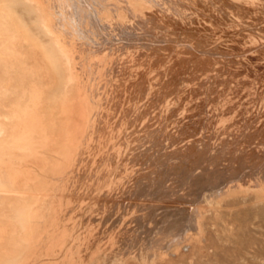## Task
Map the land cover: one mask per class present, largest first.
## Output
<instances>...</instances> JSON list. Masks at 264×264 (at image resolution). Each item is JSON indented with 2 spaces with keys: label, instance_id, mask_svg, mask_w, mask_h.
Wrapping results in <instances>:
<instances>
[{
  "label": "rangeland",
  "instance_id": "1",
  "mask_svg": "<svg viewBox=\"0 0 264 264\" xmlns=\"http://www.w3.org/2000/svg\"><path fill=\"white\" fill-rule=\"evenodd\" d=\"M125 1L112 0L115 6ZM166 1L175 9L180 6L177 10L186 17L200 21L198 40L210 33L202 23L211 18L214 5L224 7L218 0ZM97 3L96 7L109 11L106 0ZM130 3L138 15L145 8L147 13L158 12L154 0L148 4L144 0ZM261 3L264 8V1ZM43 51L21 26L13 5L0 3V264H264V187L253 183L259 173L264 175V133L260 132L264 116L257 117L250 111L243 116L240 111L229 116L236 121L224 131L215 132L220 127L214 125L210 129L197 127L190 149L185 140H175L178 144L174 140L146 144L132 164L137 173L131 176V170H121L122 162L111 161L112 153L117 148L124 150L126 145L121 147L120 139L117 143L110 139L106 131L109 114L85 101L78 85L65 89L71 111L54 109L50 99L54 93L62 91L59 94L63 95L64 75ZM259 118L263 123H258ZM215 134L218 138L214 140ZM101 136L106 139L104 144L98 143ZM203 136L209 140L204 141ZM192 167L198 175L195 181L187 174ZM197 180L205 184L204 180H209L210 185L219 187L214 193L220 191L221 196L199 188ZM237 180L243 182L241 187L222 189L227 181ZM141 214L146 221H139L136 227L135 217ZM112 218L120 220L117 227L110 224ZM123 219L128 222L121 225ZM88 228L93 230L92 238L84 233ZM123 230H135V237L126 240ZM117 232L123 237L116 236ZM183 235L186 238L180 237Z\"/></svg>",
  "mask_w": 264,
  "mask_h": 264
},
{
  "label": "bare ground",
  "instance_id": "2",
  "mask_svg": "<svg viewBox=\"0 0 264 264\" xmlns=\"http://www.w3.org/2000/svg\"><path fill=\"white\" fill-rule=\"evenodd\" d=\"M97 1L98 0H0V3H10L13 5L15 15L19 19L21 26L26 28L29 36L43 48V52H45L49 61L58 68L61 67L64 75V82L61 84V90H64V93L63 95L59 94L62 92L61 91L52 94L50 100L54 109L61 111V109L67 110V108H70V112L72 106L69 107L70 105H68L69 99L67 98V92L69 88L72 89L74 85H78L84 95L83 99L85 101L89 100L93 105H99L102 109H100L101 111H105L109 114V125H106L108 126L106 131L109 132L110 139L113 141L115 140V143L120 139L119 145L122 147L125 144L127 147H124L126 152L130 149L128 156L125 155V149L122 150V148L119 150L115 148L117 151L112 153V163L122 162L123 166L120 165L121 170L125 169L126 172L131 170V176L135 175L137 172L133 171L132 164L138 159L141 151H145V146H148L150 143H157L159 145V143H165L166 141L183 140V142L188 141L189 144H186H188L190 149L189 145L195 140V138L193 139V134L194 132L196 134L197 127L203 125L202 127L204 129H210L212 125H214L220 127L217 128L218 130H215V132L219 131V129L224 131L227 125L234 124L236 121L229 118V116L240 111H243V116H247L248 111L257 115V117L264 116V14L260 16L261 12L264 11L263 6H261V2L264 0H218V2L222 4L221 6H224L221 8L215 7L216 4H211V6L214 5L212 9L213 15H211L209 19L206 18L207 21L204 16L203 18L205 21L202 23L204 30L206 32L210 31V33L199 40L197 39V30L200 21L197 18L186 17L180 10H177L180 9V6L177 5L178 8L175 9V5H168L166 0H154L157 4L158 12L154 10L152 14L150 13L151 11L147 13V9L145 8V12L139 15L136 14L130 0L123 3L120 2V4L116 6L112 0H106L109 11H104L102 6L96 7L98 6ZM144 1L148 4L153 0ZM105 12H108V15H105ZM203 28L200 29L202 30ZM151 58L154 60L152 61ZM233 68L235 70H233ZM61 86L57 87L59 88ZM65 89L68 90L65 91ZM234 106H238V108L234 109ZM230 111H232V113H230ZM108 116L107 114L105 115V117ZM263 121H260L259 118L258 123H263ZM254 124L256 125V123ZM259 126L262 127V125ZM262 128L260 132L264 133V124ZM259 129L255 130L259 131ZM208 131L207 133H209ZM220 134L222 135V133ZM226 134L224 136H226ZM228 134H230V132H228ZM203 135L205 136V134ZM217 135L214 136V140ZM224 136H222V138ZM105 140V137L101 136L100 142H97L104 144ZM205 140L206 138L204 141ZM207 140H209V138ZM211 141L212 140H210V143ZM173 143L172 141L171 144ZM176 143L174 144L176 145ZM167 144L169 145V143ZM256 144H258L257 141ZM106 146L108 147V145ZM183 146L185 147L186 145ZM222 146L221 144V147ZM213 149H215L214 146ZM107 151H109L108 148ZM101 152L103 151H100V153ZM214 156L212 157L214 158ZM216 157L218 158V154H216L215 158ZM185 158L186 157H184V160ZM210 161L206 160V163ZM197 162H195V164H198ZM214 162L212 159V163ZM130 165L131 167H129ZM136 166L137 165H135V168ZM198 166L200 167L199 164ZM194 167H196V165ZM200 168H198V170ZM209 170L210 169H208V171ZM194 171L195 168L192 167V171L187 173L189 174V180L193 179L195 181V177L198 176H196L197 172ZM215 172H213V174ZM217 173L219 174L218 170ZM234 177H237V175ZM254 179L255 182L253 183L255 187H264V175L259 173ZM199 180H197L200 184V187L198 186L199 188L204 190L205 188L207 190L210 189L209 192H212V196H221L220 191L214 193L215 189L219 187H213L212 184L210 185L208 183L209 180H204L207 184ZM232 180H235V178ZM211 181L213 180L211 179ZM242 183L240 181H227L226 186L222 189L230 190L231 188L233 189V187L239 188ZM196 184L195 186H197ZM222 184L220 181V185ZM189 185H187V187ZM177 196L179 197V195ZM103 203L108 204V206L111 205L105 201H103ZM200 216L201 214L197 218L196 227H199ZM145 218V215L142 216V214L135 217V220L133 218L136 222L135 226L138 227L139 221H146ZM125 220L126 219L121 220L120 224L122 225ZM106 221V223H108L110 220ZM119 221V219L116 221L113 219V221H110V224L112 222L114 223V226L113 224L112 226L117 227ZM126 222L128 221L126 220ZM108 225L109 224H106L107 227ZM134 228L133 226V229ZM113 229L115 228H112V231ZM130 229L132 228H129V230ZM146 229H144L145 234ZM124 230L126 231V229ZM84 231L88 237L92 238L93 230H91V228ZM176 234L177 233H175V235ZM117 235L121 237L122 232H117L116 236ZM185 235L180 237H184ZM124 237H126V240H132L135 237V230L128 233L125 232ZM177 238L179 239V237ZM183 241L184 240H182V242ZM127 242L128 241H126V243ZM180 243L179 241L178 244ZM174 245H176V243ZM89 256L88 254V258ZM91 261L93 260L91 259Z\"/></svg>",
  "mask_w": 264,
  "mask_h": 264
}]
</instances>
